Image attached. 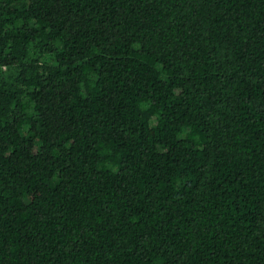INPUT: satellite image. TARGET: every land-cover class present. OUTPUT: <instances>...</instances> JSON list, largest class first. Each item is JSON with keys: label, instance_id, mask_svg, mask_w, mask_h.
<instances>
[{"label": "trees", "instance_id": "16d2710c", "mask_svg": "<svg viewBox=\"0 0 264 264\" xmlns=\"http://www.w3.org/2000/svg\"><path fill=\"white\" fill-rule=\"evenodd\" d=\"M0 264H264V0H0Z\"/></svg>", "mask_w": 264, "mask_h": 264}]
</instances>
